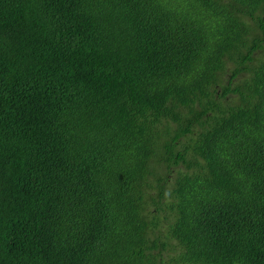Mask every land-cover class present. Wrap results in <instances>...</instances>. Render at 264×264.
I'll use <instances>...</instances> for the list:
<instances>
[{
    "label": "trees",
    "instance_id": "1",
    "mask_svg": "<svg viewBox=\"0 0 264 264\" xmlns=\"http://www.w3.org/2000/svg\"><path fill=\"white\" fill-rule=\"evenodd\" d=\"M0 264H264V0H0Z\"/></svg>",
    "mask_w": 264,
    "mask_h": 264
}]
</instances>
